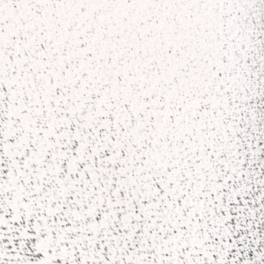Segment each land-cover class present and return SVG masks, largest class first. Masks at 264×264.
<instances>
[{"label": "snow or ice", "instance_id": "snow-or-ice-1", "mask_svg": "<svg viewBox=\"0 0 264 264\" xmlns=\"http://www.w3.org/2000/svg\"><path fill=\"white\" fill-rule=\"evenodd\" d=\"M0 264H264V0H0Z\"/></svg>", "mask_w": 264, "mask_h": 264}]
</instances>
